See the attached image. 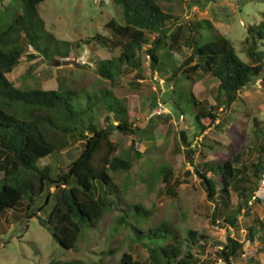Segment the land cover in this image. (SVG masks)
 Instances as JSON below:
<instances>
[{
	"label": "rangeland",
	"instance_id": "374dc122",
	"mask_svg": "<svg viewBox=\"0 0 264 264\" xmlns=\"http://www.w3.org/2000/svg\"><path fill=\"white\" fill-rule=\"evenodd\" d=\"M158 3L172 14V19L166 23L168 48H161L160 53L168 51L176 62H180L188 52L184 46L187 25L208 20L209 28H200L203 35L225 36L242 60L253 63L245 52L246 27L264 18V0H158ZM21 12V0H0V31ZM37 13L44 30L55 40L40 39V45L46 51L43 55L24 38L21 39L22 56L15 68L6 74L11 83L17 87L40 86L46 89L68 86L89 93L112 90L123 100L130 118L140 130L136 133L111 131L110 139L117 145L115 154L130 158L132 166L127 171L110 172L119 189L117 204L112 210H107L94 227L81 226L73 248L62 247L40 223L39 218L46 216L54 201L50 198L37 212L44 201V196H41L34 200L28 211L26 204L21 202L0 214V264H37L70 259L118 264L124 251L144 259L147 253L134 241V233L128 223L146 228L166 221L181 236L189 228L204 233L208 236L207 246L200 250L194 245L192 252L206 262L215 260V243L224 242L227 234L245 241L246 225L251 224L255 217L264 222V186H259L258 179L252 192L255 199H250L248 209L246 206L240 210L236 226L223 221L224 213H234L237 206V193L231 187L224 213L220 210V215L213 222L214 203L207 199L205 185L193 167L203 161L234 159L233 164L240 170L239 174L245 172L252 182L256 179L252 174V163L259 154L258 143L264 145V137L255 130L253 122L256 119L264 126L262 77L240 90L230 108L221 111L214 124L201 131L193 122V114L199 105L209 110L216 109L213 96L217 80L198 75L180 86V93L174 94L172 83H164L162 79L159 83L153 79V75L159 76L157 73L151 76L149 55L145 52L153 34H146L148 42L143 44L144 51L140 53L145 68L144 78L138 79V73L129 66H125L124 73L115 83L102 79L95 72L99 59L119 53V48L110 49L92 40L95 33L114 39L106 22L110 18L123 22L122 9L113 0H43L37 4ZM261 44L264 47V41ZM57 50H68V53L60 56L56 54ZM30 54L35 56L30 57ZM188 90L199 102L198 106L192 107L190 101L184 100V91ZM174 97L186 106L184 115L176 110L172 102ZM157 103H161L164 109L159 114H152ZM104 112L97 110L96 120L108 126L103 120ZM181 131L185 133L188 146ZM79 140L71 137L68 147L47 156L41 164H49L53 173L59 172L77 156ZM188 150L191 151L188 153ZM164 165L170 167L167 180L160 172L161 167H166ZM250 184L245 183L246 186ZM49 190L53 192L55 189L50 187ZM136 204L151 210L150 215L145 216L142 210L135 211L133 206ZM30 212L36 215L28 217ZM125 214L128 215L127 223L114 221L117 216ZM253 227L264 238V225L254 224ZM253 251L254 248H248L240 256L232 258L231 264H246ZM258 257L264 264V253Z\"/></svg>",
	"mask_w": 264,
	"mask_h": 264
},
{
	"label": "trees",
	"instance_id": "16d2710c",
	"mask_svg": "<svg viewBox=\"0 0 264 264\" xmlns=\"http://www.w3.org/2000/svg\"><path fill=\"white\" fill-rule=\"evenodd\" d=\"M41 1L21 0L22 12L0 31V214L21 202L26 204L28 211L37 197L44 196L38 212L53 198L48 213L39 221L62 247L73 248L81 226L94 227L105 212L117 204L119 189L110 172L127 171L132 166L130 158L115 154L117 145L110 139L111 131L136 133L140 128L134 125L125 103L112 90L89 93L68 86L60 89L17 87L7 78L6 74L15 68L22 56L21 39L24 38L43 55L46 51L41 47L40 39L55 40L44 30L43 21L38 16L37 4ZM113 2L121 7L123 16L122 23L110 18L105 24L114 39L95 33L92 40L110 49L119 48V53L99 59L95 72L102 79L115 83L124 73L125 66H129L138 73V79L144 78L145 68L140 53L144 51L143 44L148 42L146 34H153L149 48L145 49L149 55L150 74L157 73L164 83H172L174 94L180 93V86L198 75L217 80L213 96L215 110L205 109L190 90L184 91V100L190 101L192 107L199 105L198 110L193 109V122L201 131L213 125L221 111L230 108L240 90L257 78L262 77L264 81V47L261 44L264 41V18L246 27L245 52L253 63L242 60L225 36L203 35L200 28H209L208 20L187 25L184 46L188 52L180 62H176L168 51L159 52L161 48H168L166 23L172 19L170 11L164 10L158 0ZM57 48L60 47L57 45ZM67 51L57 50L56 54L64 56ZM29 56L34 57L35 54ZM172 102L178 113L184 115L186 106H182L181 100L174 97ZM97 110L105 111L103 120L108 126L96 120ZM253 125L264 137V126L256 119ZM181 136L188 146L184 131H181ZM71 137L80 139L79 150L65 168L53 173L49 164H41L47 156L68 147ZM258 147V157L252 163V174L256 178L253 182L248 180L245 172L239 174L240 170L233 164L234 159L203 161L194 165V172L205 185L207 199L214 203L213 222L220 215V210L227 206L231 187L237 193V206L234 213L225 214L223 211V221L236 226L240 210L246 206L248 209L256 182L264 172L263 143L259 142ZM160 172L167 180L170 167H161ZM247 182L251 184L246 186ZM50 187L55 190L50 192ZM133 208L142 210L145 216L151 212L140 204ZM33 215L36 213H28V217ZM127 217V214L119 215L114 221L124 224L128 222ZM128 224L134 233V241L145 249L147 255L141 259L130 251H124L118 264H231L232 258L240 256L248 248H254V251L247 257L246 264H262L258 256L264 253V238L253 227L254 224L264 225L258 217L245 227L246 246L244 240L227 234L224 242L216 241V257L211 262L201 260L192 252L194 245L200 250L207 246L208 236L204 233L189 228L181 236L166 221L146 228L138 227L137 223ZM37 264L103 263L70 259Z\"/></svg>",
	"mask_w": 264,
	"mask_h": 264
},
{
	"label": "built area",
	"instance_id": "2783aa9c",
	"mask_svg": "<svg viewBox=\"0 0 264 264\" xmlns=\"http://www.w3.org/2000/svg\"><path fill=\"white\" fill-rule=\"evenodd\" d=\"M153 79L157 80L159 83H162L161 79L157 75H153ZM164 109V106L161 103H157L156 108L153 110L152 114H159ZM259 186H264V172L261 174L259 179ZM220 263V260L218 261Z\"/></svg>",
	"mask_w": 264,
	"mask_h": 264
}]
</instances>
